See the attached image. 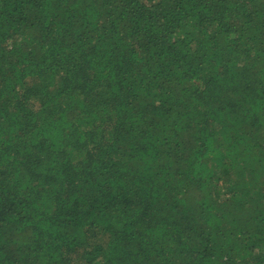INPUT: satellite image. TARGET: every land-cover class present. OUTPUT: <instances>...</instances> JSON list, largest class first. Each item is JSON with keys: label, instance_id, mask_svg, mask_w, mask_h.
Instances as JSON below:
<instances>
[{"label": "trees", "instance_id": "trees-1", "mask_svg": "<svg viewBox=\"0 0 264 264\" xmlns=\"http://www.w3.org/2000/svg\"><path fill=\"white\" fill-rule=\"evenodd\" d=\"M0 264H264V0H0Z\"/></svg>", "mask_w": 264, "mask_h": 264}]
</instances>
